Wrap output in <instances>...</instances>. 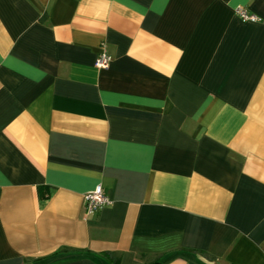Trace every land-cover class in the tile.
Here are the masks:
<instances>
[{
	"label": "crops",
	"instance_id": "0c3cea01",
	"mask_svg": "<svg viewBox=\"0 0 264 264\" xmlns=\"http://www.w3.org/2000/svg\"><path fill=\"white\" fill-rule=\"evenodd\" d=\"M103 252L264 264V0H0V264Z\"/></svg>",
	"mask_w": 264,
	"mask_h": 264
},
{
	"label": "built area",
	"instance_id": "2783aa9c",
	"mask_svg": "<svg viewBox=\"0 0 264 264\" xmlns=\"http://www.w3.org/2000/svg\"><path fill=\"white\" fill-rule=\"evenodd\" d=\"M236 13L244 20L255 21L258 19L256 15L248 14L242 8H237ZM110 60V54L105 49H103L98 54L95 65L98 67H107L110 63ZM111 202V199L103 192L101 185H97L95 189L84 195V208L87 213H94L101 207L110 204Z\"/></svg>",
	"mask_w": 264,
	"mask_h": 264
},
{
	"label": "trees",
	"instance_id": "16d2710c",
	"mask_svg": "<svg viewBox=\"0 0 264 264\" xmlns=\"http://www.w3.org/2000/svg\"><path fill=\"white\" fill-rule=\"evenodd\" d=\"M40 191V190H39ZM101 255L106 258L107 260L111 261L113 264H118L119 257L111 252H103ZM27 264V263H25Z\"/></svg>",
	"mask_w": 264,
	"mask_h": 264
}]
</instances>
